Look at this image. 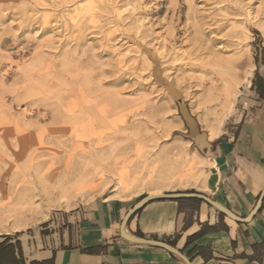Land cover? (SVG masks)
I'll return each mask as SVG.
<instances>
[{"label": "rangeland", "instance_id": "374dc122", "mask_svg": "<svg viewBox=\"0 0 264 264\" xmlns=\"http://www.w3.org/2000/svg\"><path fill=\"white\" fill-rule=\"evenodd\" d=\"M240 52L254 76L228 116L216 59ZM258 67L264 0H0V243L58 238L96 198L210 192ZM183 107L199 135L225 114L222 137L200 148ZM85 163L99 170L78 187Z\"/></svg>", "mask_w": 264, "mask_h": 264}, {"label": "crops", "instance_id": "0c3cea01", "mask_svg": "<svg viewBox=\"0 0 264 264\" xmlns=\"http://www.w3.org/2000/svg\"><path fill=\"white\" fill-rule=\"evenodd\" d=\"M253 89L252 104L217 145L210 192L145 204L96 198L58 238L21 240L25 264H264V98Z\"/></svg>", "mask_w": 264, "mask_h": 264}, {"label": "bare ground", "instance_id": "6f19581e", "mask_svg": "<svg viewBox=\"0 0 264 264\" xmlns=\"http://www.w3.org/2000/svg\"><path fill=\"white\" fill-rule=\"evenodd\" d=\"M240 58H241V52L239 54H237L236 57H232L230 59H223V57L222 58L218 57V55H217V59H216V67L220 68L221 70L223 69L228 74V76L226 78L222 79V91H223V94H224V97H225L224 98L223 110H224L225 114L228 115V116L233 114V112H231V105L233 104V99L236 96V92L239 91L238 89L240 88L241 85L246 84L247 86H249L251 84L253 76H254V69L251 67L248 70L246 78L242 81V83L240 82V80L238 78V75H237V71H236V69H237L236 68V63H237V60L240 59ZM182 110H183V112H184V114H185V116L187 118L188 124L190 125L192 134L195 137V140H196V142H197V144L199 145L200 148L203 149L205 146H208L210 144V142H212V141H214V140H216L218 138L219 133H220V123L222 122V119L224 118V116H226L225 114H224L222 119L221 118H215L214 119V122H216V124L213 123L211 125L208 134L199 135L198 132H197V126L195 125L194 121L187 115L185 107H183ZM83 158H87V157L83 156ZM84 165H85V167L83 166V168L80 169L81 171L79 172V174L74 179V181H75L74 185L77 183L78 187L83 186L82 184H87L89 181H92L91 180V178H92L91 176L94 173L96 174V171L92 172L91 170H99V168L94 167L93 165H92L93 167H91L89 165V163H85ZM207 165L210 167L212 172H214V170H217V166H216V163L214 161L207 160ZM88 166L91 169H88ZM100 168H102L101 165H100ZM103 177H104L103 173L99 174L98 177H97L98 178L97 182L98 183L102 182ZM70 185H72L74 187L73 183H71ZM68 188H71V187H68ZM68 188L65 187L63 189V192H62V199L64 200V202L61 204V207L64 208V209H68L69 207H71V200H72V197H74V195H75L74 194L72 196L74 191H71L72 189L70 190ZM69 191H71L73 193L71 194V192L69 193ZM160 191H161L160 188L154 187V188H152L150 190V192H151L150 196L151 197L159 196L161 194ZM16 208H13V209L15 210ZM8 225H10V224H8ZM6 228H8V227H6ZM10 232H12V230L9 231V233L8 232L7 233L11 234ZM13 233H14V231H13ZM0 234H2V233H0Z\"/></svg>", "mask_w": 264, "mask_h": 264}, {"label": "trees", "instance_id": "16d2710c", "mask_svg": "<svg viewBox=\"0 0 264 264\" xmlns=\"http://www.w3.org/2000/svg\"><path fill=\"white\" fill-rule=\"evenodd\" d=\"M257 80L260 82V87L258 88L259 94L262 98H264V80L260 76H257ZM17 251L19 253L20 260L16 258ZM0 264H25L20 242H17L16 244L9 243L7 241L0 243ZM31 264L37 263L32 262Z\"/></svg>", "mask_w": 264, "mask_h": 264}, {"label": "water", "instance_id": "95a60500", "mask_svg": "<svg viewBox=\"0 0 264 264\" xmlns=\"http://www.w3.org/2000/svg\"><path fill=\"white\" fill-rule=\"evenodd\" d=\"M165 197L180 198V197H182V195L179 194V193H169V194H163V195L154 196V197L148 196V197H146V198L143 200L142 204H145V203L150 202V201H152V200H154V199H157V198H165ZM200 198L207 200V201L210 202L211 204H213V205H215V206H217V207H219V208H221V209L223 210V208L220 207L216 202H214V201L208 199L207 197H203V196H201Z\"/></svg>", "mask_w": 264, "mask_h": 264}]
</instances>
